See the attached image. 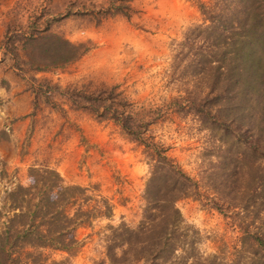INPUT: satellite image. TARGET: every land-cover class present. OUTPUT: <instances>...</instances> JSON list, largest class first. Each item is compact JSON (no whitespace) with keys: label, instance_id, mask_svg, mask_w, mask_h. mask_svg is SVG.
<instances>
[{"label":"trees","instance_id":"obj_1","mask_svg":"<svg viewBox=\"0 0 264 264\" xmlns=\"http://www.w3.org/2000/svg\"><path fill=\"white\" fill-rule=\"evenodd\" d=\"M194 2L201 20L174 45L171 74L180 94L166 106L190 115L199 129L216 132L210 145L235 148L194 178L147 134L153 117L136 120L125 110L127 102L116 85L93 90L68 85L61 95L69 109L112 121L141 147L149 170L139 217L133 224L111 223L109 200L98 193L87 195L95 185L63 184L56 170L32 167L30 182L15 184L5 194L0 264H69L82 246L74 233L103 219L96 234L102 255L88 264H264V0ZM124 5L101 6L91 14L97 20L112 13L127 16ZM43 22L39 27L32 19L26 28L6 29L0 40L10 67L21 75L62 69L90 48L51 31L49 19ZM29 80L35 98L58 91L45 77L30 75ZM254 106L260 108L251 119ZM182 198L217 211L236 236L205 250L201 232L176 207ZM40 249H48L49 255Z\"/></svg>","mask_w":264,"mask_h":264},{"label":"rangeland","instance_id":"obj_2","mask_svg":"<svg viewBox=\"0 0 264 264\" xmlns=\"http://www.w3.org/2000/svg\"><path fill=\"white\" fill-rule=\"evenodd\" d=\"M194 1L0 0V40L6 29L26 28L32 19L40 27L47 18L51 31L90 47L62 69L24 71L22 75L10 67L11 58L0 49V214L6 191L15 184L27 185L32 167H47L58 172L63 184L95 185L87 195L98 193L109 200L111 223L123 220L133 224L138 219L149 170L141 147L112 121L69 109L61 95L68 85L84 90L116 85L127 102L125 110L136 120L150 121L153 117L147 134L194 178L198 170H208L209 164L216 166L228 148H235L236 144L226 143L221 149L210 145L217 139L216 132L199 129L190 115L166 106L170 98L180 94L171 74L174 45L188 27L201 20ZM109 4H127V16L112 13L97 20L91 14V10ZM39 14L42 16L37 18ZM30 75L47 78L58 91L48 93L47 98H35L28 88ZM259 108L253 107L251 119ZM176 207L183 219L201 232V246L207 251L219 241L230 243L236 236L235 229L217 211L196 200L179 199ZM104 222L96 221L92 228L74 233L82 246L69 257V264H88L101 257L96 234ZM52 256L58 258L59 253Z\"/></svg>","mask_w":264,"mask_h":264}]
</instances>
